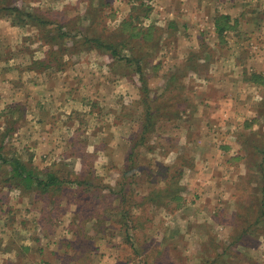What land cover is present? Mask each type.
I'll list each match as a JSON object with an SVG mask.
<instances>
[{
    "label": "rangeland",
    "instance_id": "rangeland-1",
    "mask_svg": "<svg viewBox=\"0 0 264 264\" xmlns=\"http://www.w3.org/2000/svg\"><path fill=\"white\" fill-rule=\"evenodd\" d=\"M180 1L72 0L56 8L0 0L50 21L49 42L39 41L27 18L19 24L0 13L1 151L66 180L39 194L0 162V264H14L3 253L17 251L44 264L40 251L55 243L62 248L54 264H264V82L250 78L264 76V26L254 39L242 30L222 43L189 26L195 2ZM255 12L264 20V5ZM129 16L141 36L121 25ZM98 36L119 56L86 43ZM230 54L242 70L226 68ZM132 57L142 59L148 94ZM147 108L154 127L142 140ZM122 207L131 211L127 224ZM78 215L107 222L87 230L91 243L82 235L93 251L76 259ZM65 217L75 223L65 227ZM86 219L85 230L96 221ZM41 221L56 228L43 235Z\"/></svg>",
    "mask_w": 264,
    "mask_h": 264
},
{
    "label": "trees",
    "instance_id": "trees-1",
    "mask_svg": "<svg viewBox=\"0 0 264 264\" xmlns=\"http://www.w3.org/2000/svg\"><path fill=\"white\" fill-rule=\"evenodd\" d=\"M92 6V5H91ZM2 12V14L4 16H14V19L17 20V22L19 24H23L25 23V19L27 18L28 23L32 26V27H36L38 28L41 33L43 35H41V37L39 38V41H43L45 40L46 42H49L50 37H46V33L49 31L48 29H46V27L50 24V21L48 19L45 18L44 14L42 11H40L39 9H35L34 11H23L20 8H18V6L13 5L12 7L9 6H5L3 2H0V13ZM131 16H129L127 19H124L121 23V25L125 26L126 30H130L131 32V37H138L141 36V32L138 30V28L136 27V25H133L134 23L130 20ZM216 29L217 32L220 34V36H223V32L224 30L228 29L229 26V21H230V17L228 15H223V14H219L216 16ZM56 23V21H51V23ZM172 25V24H171ZM127 27V28H126ZM55 28H57L59 37L62 38L64 36V26L56 24ZM150 29H153V27H150ZM150 33H152V31H150ZM149 33V34H150ZM147 35V33H145ZM55 38V37H54ZM86 43H94V45H96L98 48H105L106 50H109L113 56H119V53L117 51V49L115 48V44L114 43H108L107 41H104V39H102L101 37H93L91 39H87ZM136 62L137 66H138V70L137 72L140 74V78L141 81L143 83L144 89L146 91V94H148L149 88H148V84H147V80L143 77L142 75V69H141V60L140 58H135L132 57V59ZM250 78L253 79L256 83L259 82H264V76H262L261 74H251ZM249 78V79H250ZM170 81H172V77L169 79V81L166 82V85L164 87L165 91H170V87H171V83ZM171 98H173V95H171ZM168 106V105H167ZM179 110V109H178ZM176 114V110H173ZM154 113L152 111H150V109L147 108L146 111H144V114L142 115L144 120H143V133L141 134L142 136V140L145 137V134L150 131L153 127H154ZM248 126H250L248 124ZM141 139V137H140ZM136 146V145H135ZM2 148L0 147V162L2 164H10L11 169H10V176L13 177V179H17L19 180V182L22 184V187L25 190H36L37 193L39 194H43L46 195L48 194L51 189H56L55 187H60L64 182H66V180L61 179L59 176H57L54 173H48L45 176H42L40 174H37L33 169L27 167V165H25L22 161H20L17 158H5L4 154L2 153ZM263 153H264V146L262 148ZM134 165V161L131 162V166ZM86 181V182H85ZM77 184H79L80 186H87L88 184H91L88 179L87 180H82V181H77ZM110 190V189H109ZM123 191V190H122ZM155 191V190H154ZM154 191L151 192V196H147L146 197V201L152 203L155 202L156 197H153ZM110 193L114 192L112 189L109 191ZM159 191H156L157 194ZM171 195V193H169ZM179 197H175V199H178ZM260 198L263 200L262 201V207L264 208V189L262 190V194L260 196ZM171 200H173L171 198ZM125 202V201H124ZM124 204V203H123ZM121 212H123L124 216L127 217L126 220V224L129 221L130 222V215H131V211H129L128 209H125L124 207H122L120 209ZM264 213H261L260 215L262 216ZM235 216L237 217H241L240 215L235 214ZM78 218V223L75 226V230H73L74 234H76V237L78 239L79 242V246L77 247V254H76V259L77 256H81L83 255V258L85 257L86 253H91L93 251V248L91 247V242L88 238L87 235V229L85 230V224L86 221H88L86 218L89 219H95V223L94 225H92L91 227H89L88 230H94V232L98 231V228H101V226L103 224H106V218L105 217H100V215H95V217L93 216H88V217H80L79 215L77 216ZM76 217V218H77ZM75 219V218H74ZM82 219L80 222L79 220ZM75 223L74 220H72L71 225H73ZM245 231V230H244ZM85 237L89 242L88 243H82L81 241V237ZM243 235V234H242ZM241 236V234H240ZM81 242V243H80ZM66 245H71L73 244L72 242H65ZM85 254V255H84ZM89 254H87L89 256ZM86 259H88V257H86ZM81 260L83 261H87V260ZM86 263V262H85Z\"/></svg>",
    "mask_w": 264,
    "mask_h": 264
},
{
    "label": "crops",
    "instance_id": "crops-1",
    "mask_svg": "<svg viewBox=\"0 0 264 264\" xmlns=\"http://www.w3.org/2000/svg\"><path fill=\"white\" fill-rule=\"evenodd\" d=\"M33 1H35V3L37 2V0H33ZM40 1L42 2V4H46L47 6L51 5L52 7L60 8L62 6H66L67 1H72V0H40ZM181 1H184V0H181ZM187 1L189 3L191 2V0H185L183 6L186 5ZM193 1L195 3H192V5H190L191 6L190 9L191 10L193 9V10L190 11V14H189V17H190V21H188L189 26H191L192 28L196 27V29L200 30V31H204L206 29L210 30L211 34L219 37L220 41H222V43H225V40H227V43H228L229 42L228 39H230V36H231V38L232 37L234 38L235 37L234 35L237 33H238L237 36H239L240 32L242 30H244V33H246V35H245L246 38L251 37L252 39H254L255 36L258 37L257 31L260 27V24H262L264 26V20L261 21V20L257 19L256 18L257 12H255V11H259L260 9L262 10V7L264 5V0H243V1H236V0H193ZM56 2H58V4H55ZM36 4L39 5L41 3L37 2ZM224 6L228 10L227 11L224 10L223 15L225 14V15H228L230 17V21H229L230 27L228 29L224 30L223 36H220V34L217 32V29H216V21L215 20H216L217 15L222 14L219 12L224 9ZM192 7H194L195 9ZM200 9H202V10H200ZM210 13H211V15H210ZM2 26H3V21L0 19V27H2ZM201 34L202 33H199L197 36H200ZM3 38H4L3 36H0V40H3ZM220 41H217V42L220 43ZM232 58H233L232 54L227 55V58L222 59V62H224L226 64V68H230V67L234 66V68L237 69V71L240 70L242 67L239 64L234 63L232 61L233 60ZM245 72L246 71H244V70L241 71L242 76L247 75V74L249 75V73H247V72L245 73ZM238 74H240V73H238ZM253 74H255V73H253ZM259 74H261V73H259ZM34 75H37V74L34 73ZM242 76H241V79H242ZM250 81H251V79H250ZM37 104H40V103L38 102ZM258 117H260V116H258ZM255 121H258V120H255ZM214 137H215V135H214ZM31 146L35 147L37 150L39 149L35 145H31ZM66 217L63 218V222H64V226L68 227V226H70L72 219H71V217H70V219H66ZM52 221L54 223L57 220L53 219ZM24 225H25V223H24ZM53 225L54 224L50 225L49 227H46V226L44 227V223H43V221H41V226H43V229H42L43 235H47L48 229ZM53 228H56V226L54 225ZM26 229H28V226ZM67 231L68 230H65V233H68ZM90 232H93V230H90ZM26 244H29V246ZM26 244L25 245L27 247L25 249H27V253L33 252L32 251L33 249L30 248V241H28ZM44 248L45 249H43V251L41 250L40 253H44V254L47 253L48 259L46 258V260L43 261V263L44 264H54L56 259L52 258L54 261L53 260L50 261V257L52 255H55V258H56L57 254L61 252L62 247L59 246L57 243H55L52 246H49V247L47 246ZM27 253L25 254L26 256H27ZM24 257L21 254H19V251H17V253H14V256L9 257V258L6 256V254L3 253V258H5L4 260L13 259L14 264H32V261H34L32 259H30V260L25 259ZM104 263H106V262L104 261L103 264ZM107 264H131V263H129L127 261H125V262L114 261V262H109Z\"/></svg>",
    "mask_w": 264,
    "mask_h": 264
}]
</instances>
